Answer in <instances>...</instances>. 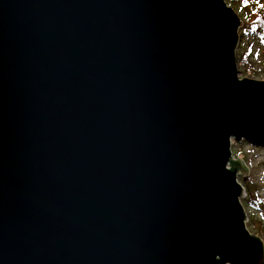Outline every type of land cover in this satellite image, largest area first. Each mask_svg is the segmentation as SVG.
Here are the masks:
<instances>
[{"label": "water", "instance_id": "1", "mask_svg": "<svg viewBox=\"0 0 264 264\" xmlns=\"http://www.w3.org/2000/svg\"><path fill=\"white\" fill-rule=\"evenodd\" d=\"M239 25L224 0H0V264H264Z\"/></svg>", "mask_w": 264, "mask_h": 264}, {"label": "rangeland", "instance_id": "2", "mask_svg": "<svg viewBox=\"0 0 264 264\" xmlns=\"http://www.w3.org/2000/svg\"><path fill=\"white\" fill-rule=\"evenodd\" d=\"M239 18L238 44L235 48L234 57L238 78L243 77L264 81V41L244 32V24L250 21L254 11L264 10V0H246L247 5L242 6V0H224ZM257 13V12H256ZM255 13V14H256ZM247 54L249 65L254 71L245 69L240 59ZM242 60V59H241ZM230 158L239 159L247 169V174L237 173V182L243 189V196L239 199L245 214V227L250 234L256 235L264 243V203L262 212L252 209L247 199H256L257 195L264 201V150L254 147L244 141L230 143Z\"/></svg>", "mask_w": 264, "mask_h": 264}, {"label": "trees", "instance_id": "3", "mask_svg": "<svg viewBox=\"0 0 264 264\" xmlns=\"http://www.w3.org/2000/svg\"><path fill=\"white\" fill-rule=\"evenodd\" d=\"M242 3H243L242 4L243 7H245L247 5L246 0H242ZM249 19H250V21L246 22L244 24L243 34L245 32H247L249 35H252L253 37L256 36V37H258L264 41V10L254 11V13L251 14ZM241 59H240V62H242L243 66L246 67L245 69L248 68V70L254 71L253 68L249 65L250 63H248L247 54L242 56ZM252 146H254V145H252ZM254 147H258V148H261L264 150V144H260L258 146H254ZM237 164H238V162L229 161L230 169H232V167L236 166ZM247 203L252 209H254L258 212H262V206L261 205L264 203V201L258 195H257L256 199L248 198Z\"/></svg>", "mask_w": 264, "mask_h": 264}]
</instances>
